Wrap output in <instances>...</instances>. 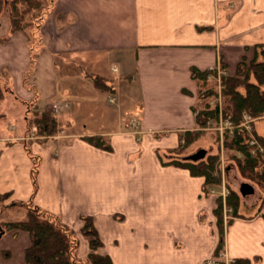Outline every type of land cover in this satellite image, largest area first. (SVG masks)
<instances>
[{"label":"crops","instance_id":"crops-1","mask_svg":"<svg viewBox=\"0 0 264 264\" xmlns=\"http://www.w3.org/2000/svg\"><path fill=\"white\" fill-rule=\"evenodd\" d=\"M46 1L32 46V28L26 35L13 31L10 2L0 0V85L20 115L15 123L10 113L4 119L11 121L0 125V194L8 195L0 214L31 205L77 234L80 218L90 216L99 253L112 264H203L220 243L216 197L204 192L202 177L163 161L169 163L166 154L179 147L182 133L197 128L192 109L199 95L217 92L220 75H233L264 44V0ZM192 67L215 72L200 86ZM95 77L105 81V92ZM125 77L138 91L133 129ZM88 102L102 114L118 102L124 120L96 133L29 137L26 112L64 104L60 120L68 126L79 110L85 116ZM261 122L253 130L264 136ZM90 136L106 138L110 151L82 139ZM246 197L240 205L248 209L226 228L224 251L232 260L264 264V219ZM80 237L76 253L85 258L88 242ZM28 245L24 233L3 234L0 264H26Z\"/></svg>","mask_w":264,"mask_h":264},{"label":"trees","instance_id":"trees-1","mask_svg":"<svg viewBox=\"0 0 264 264\" xmlns=\"http://www.w3.org/2000/svg\"><path fill=\"white\" fill-rule=\"evenodd\" d=\"M11 26L13 31L27 34L26 30L34 27L37 20L43 16L47 9L46 0H9ZM253 58L246 61L243 58L238 62L233 75H227L222 78L221 82L225 90L222 95L226 99L227 114L229 120L234 124V131L232 137L227 143V147L234 149L242 154L241 158L234 159L235 167L240 175L247 181L255 183L261 193L263 194L261 204H264V136H260L252 130V135L261 145L262 151L255 155L251 154V146L248 141L251 136L240 127L243 115L246 114L253 119H261L264 116V44H259L253 48ZM213 70H199L196 67L190 69V76L196 80L200 86L206 85L208 78L213 74ZM94 86L98 87L100 91H106L105 81L99 77L92 79ZM185 94H189L186 90ZM216 91L204 90L200 95L201 104L199 108H193L195 113V123L200 130L206 127L207 122L218 119L219 112L217 106L210 107L209 103L204 99L214 97ZM4 92L0 85V105L4 101ZM32 117L26 118L28 127H34L42 136L50 137L56 133L57 120L51 113L43 111H32ZM225 114V116H227ZM2 116H0L1 118ZM225 118V117H224ZM200 131L185 132L182 134L184 143L178 147V154L181 153L182 148L187 147L199 137ZM91 146L96 149H101L105 152L110 151V146L104 137H86ZM217 159L213 155H207L203 160L199 161H178L172 159L169 163L179 168H184L194 177H202L204 179V188L210 185H218V181L213 178L214 168ZM229 197L226 204L232 206L235 216H238L237 209L239 205V195L230 190ZM7 194L1 195L0 199H4ZM221 200L217 201V209L215 210V218H217V227L220 234L218 248L216 255L223 247V221L221 218L222 208ZM25 220L18 222H7L4 225L5 231L22 232L29 238V245L24 252V262L26 264H112L111 259L106 255H100L97 250L102 248V243L94 227L93 219L89 217H81L83 227L81 234L88 240V247L91 253L86 260H76L75 240L67 226L61 225L54 217L41 212L38 209L27 210ZM264 218V215H262ZM4 231V228L0 226ZM233 264H249L247 259H235Z\"/></svg>","mask_w":264,"mask_h":264},{"label":"rangeland","instance_id":"rangeland-1","mask_svg":"<svg viewBox=\"0 0 264 264\" xmlns=\"http://www.w3.org/2000/svg\"><path fill=\"white\" fill-rule=\"evenodd\" d=\"M28 33H29V35L27 34V36L29 37L30 44L32 46H35L36 41L38 39V36L36 34L37 33L36 32V25H34V27H32V29H31V32H28ZM130 59H133V58L130 57ZM248 60H250V59H246V61H248ZM30 69H32L31 66H30ZM227 75L225 73H223L220 76H222L221 78H223ZM125 80H126L128 115H129V118L132 119L133 116L138 115V111L135 109L136 106H135V104L132 103L137 99L138 91H136V84L135 83H132V81L130 82L127 77H125ZM217 83H219L218 80H217ZM220 83L221 84H220L219 88H221L220 89L221 91L219 92V90H218L214 97H209L207 99L208 100L207 102L210 103L209 104L210 107L215 108L217 106L218 112H219L218 119L215 121L207 122L206 127H204V129H202V130H200L199 128H196V129H193L192 131H189V132L200 131L199 137L196 138L191 145L182 148L180 154H178V152H177L178 148H176L175 150L169 151L168 154H166L167 156L165 157V159L168 162H170L172 159L182 161L184 159V157L191 156V155H193V153H196L198 151L206 152L205 156L213 155L216 157L217 162L215 164L214 173L212 176L216 181H218V185L217 186L216 185L206 186L204 188V192L205 193L208 192L211 195H214L216 197L217 201L219 199L221 200V203H222L221 205L223 206L221 218L223 221L222 230H224V232H223V242H224L225 233L227 231L226 228L228 227L231 220L238 218L237 216H235L232 206H228L226 204L227 198L230 195L229 194L230 190L234 191L236 194L239 195V198H240L239 205H240L242 198H241V195L238 193V189L242 185V183H247V184L251 185L253 190H254V195L245 198L247 204H253L254 205L256 203V207H255L256 212L255 213L259 212L262 215H264V204H261V200L263 197V194L260 192L261 189H259V187L255 183H251L250 181L245 180L240 175L237 168L235 167V162H234L235 157L241 158L242 154L239 153L238 151H235L234 149H232L230 147H227V143L230 140V138L232 137V133L234 131V124L229 122L230 121L229 115L227 114V111H226L227 110L226 99L222 95V92L225 90V88L222 85V82H220ZM1 87H2V90L4 92L5 99L2 102V104L0 105V116H2L0 118V125H2L3 123L5 124L8 121H11L10 119H8V120L4 119L6 116L7 117L10 116V118H12L13 114H10V113H14L15 118H17L14 121L16 123L17 121H19L18 117L20 119V115H17L15 110H14L15 112H11V110L14 109V106H16V104L14 103V101L10 97H6L5 85L1 84ZM103 92H105V91H103ZM106 97H107L106 95H103V98L106 99ZM88 99H90V98H88ZM92 103L93 102L86 103L87 105H85L84 111L87 113H85V116L83 114L82 119H81V117L77 116L80 113V111L82 112V110H79L77 112V115L75 114L77 117L74 115L72 117V120L68 119V122H70V124L68 126L65 122L62 121V119L60 120V118L63 115L62 110L66 106L64 104H59V103L55 104L54 103L53 105L50 106L49 110L46 112L51 113L54 116V118H56V120H57V127H56L57 131H56V133L54 135H51L50 137H45V136H42L40 133H38V131H36V129L34 127H31L29 131L33 132L34 134L30 135L29 137L35 138L36 136H39V140L44 141L45 140L44 138L50 139L53 137H60V136L62 137V135L67 134V133L68 134H73L74 132L75 133H84V134L89 133V132H95L96 133L97 131H101L105 128L113 127L114 122L117 119H119L120 117L122 120H124V116H123L124 111H121V115H120L119 110L116 109L118 102L116 104L107 103L108 105L106 107L101 108V110L103 111V114L99 112V105L97 103L96 104H92ZM218 105H220V109H219ZM34 110L35 109L31 110L30 112H26V118H31L32 117L31 112ZM35 111H37V110H35ZM2 112H4V113H2ZM43 112H45V111H43ZM225 114H227V116H225ZM263 118H261V119H263ZM250 120H251L250 132L245 130L243 127L242 128L245 130V132L247 134H249L251 136L250 133L254 129V124L257 121V119L251 118ZM258 120H260V119H258ZM243 123H244V118L242 119L240 125ZM263 123L264 122H261L258 124H263ZM136 124L137 123L135 122V119H132L129 121V125L132 129L134 127H136ZM231 129H232V133L230 134ZM182 134H184V133H182ZM40 137H42V138H40ZM90 137H97V136H90ZM85 138L86 137H83L82 139L84 140ZM105 140H106V138H105ZM250 140H251V138H250ZM183 143H184V138H181L180 145ZM252 151H256V149H254V146L251 147V152ZM257 152H261V151L257 150ZM257 152H255L253 155H255ZM184 155H187V156H184ZM201 160H203V159H201ZM226 191H228V193H227L228 195L226 196L225 202H222L221 194L223 192H226ZM7 197L8 196H6V198H4V199H0V203L2 205H4L3 202L6 201ZM223 203H225V204H223ZM30 208L35 209L31 205L27 206V205H23V204H14L11 206V209L6 208L5 210H3L1 212V214H0V216H1L0 217V226H2L4 228L3 232H4V236H6V238L10 237V238L15 239V238H18L19 235L22 234V232L17 233L16 231H5L6 227H4V225L7 224V222H18V221L25 220L26 216H27V214H26L27 210H29ZM244 209L246 210V209H248V207L246 208V205H245V207H242L240 205V207L237 209L236 214L238 216H240V214L243 212ZM246 213L247 212H245V214ZM80 220H81V218H80ZM81 223H82V220H81ZM82 227L80 228L78 234L76 232H74V230L72 228L67 227L71 233L72 238L75 240L76 249H77L78 242H79L78 237H80V236H81L80 238L83 237L87 242L89 240V239L85 238L84 236H82V234H81ZM100 249L97 250L98 253H99ZM77 253H78V251H77ZM77 253L75 252L74 255H75L76 260L79 261V260H86L87 256L91 253V251L89 248V254L85 258H78ZM9 254H10V252L5 251L4 253H2L1 258H3L4 260H7ZM234 260L235 259H233V260L230 259L227 255V253H225L224 244H223V247H222L221 251L218 253V255H215V256L209 258V260H206L205 262H203V264H233ZM249 264H251L250 261H249Z\"/></svg>","mask_w":264,"mask_h":264},{"label":"water","instance_id":"water-1","mask_svg":"<svg viewBox=\"0 0 264 264\" xmlns=\"http://www.w3.org/2000/svg\"><path fill=\"white\" fill-rule=\"evenodd\" d=\"M206 152L204 151H198L196 153H193L191 156L184 157L183 160L187 161H199L205 157ZM238 193L241 195V197H246L254 194V190L251 185L247 183H242V185L238 189ZM4 234L2 228L0 227V237Z\"/></svg>","mask_w":264,"mask_h":264},{"label":"built area","instance_id":"built-area-1","mask_svg":"<svg viewBox=\"0 0 264 264\" xmlns=\"http://www.w3.org/2000/svg\"><path fill=\"white\" fill-rule=\"evenodd\" d=\"M220 82H221V80H220ZM219 87H220V85L218 86V88ZM220 89L221 88H219V92L221 91ZM218 107L220 109V105H218ZM243 118H244V123L241 124L240 126L243 127L245 130H247L248 132H250V125H251V120L250 119L251 118L248 115H246V114H244ZM231 133H232V129L230 131V134ZM251 133H252V131H251ZM248 145L251 146V147L254 146V149H256V151H252L251 154H254L255 152H257V150L262 151L261 146L258 144L257 140L255 139V137L252 134H251V140L248 141ZM227 193H228V191L223 192L221 194L222 202H225L226 196L228 195ZM223 204H225V203H223Z\"/></svg>","mask_w":264,"mask_h":264}]
</instances>
